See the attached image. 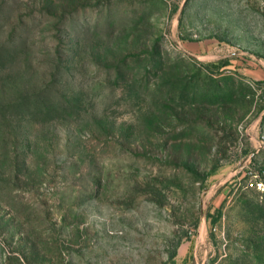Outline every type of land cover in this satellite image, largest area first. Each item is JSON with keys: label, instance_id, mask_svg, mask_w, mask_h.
I'll list each match as a JSON object with an SVG mask.
<instances>
[{"label": "rangeland", "instance_id": "1", "mask_svg": "<svg viewBox=\"0 0 264 264\" xmlns=\"http://www.w3.org/2000/svg\"><path fill=\"white\" fill-rule=\"evenodd\" d=\"M0 264H264V0H0Z\"/></svg>", "mask_w": 264, "mask_h": 264}]
</instances>
